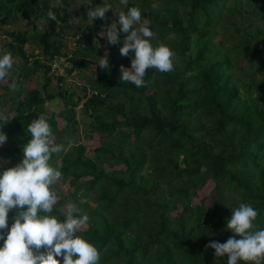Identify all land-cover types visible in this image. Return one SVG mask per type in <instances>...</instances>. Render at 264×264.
I'll use <instances>...</instances> for the list:
<instances>
[{
  "label": "trees",
  "instance_id": "trees-1",
  "mask_svg": "<svg viewBox=\"0 0 264 264\" xmlns=\"http://www.w3.org/2000/svg\"><path fill=\"white\" fill-rule=\"evenodd\" d=\"M53 1L60 4L0 0L2 27L16 17L45 22L41 29L3 33L1 54L10 52L21 66L16 91L9 77L0 81V131L7 136L0 174L21 162L28 125L45 114L55 143L67 145L49 161L67 185L65 193L53 186L59 200L53 214L73 203L89 216L77 235L97 248L98 264H227V255L217 258L206 245L242 239L227 228L233 209L251 204L258 211L252 230L264 229V0H128L126 6L106 0L123 12L138 7L155 34L153 47L165 44L174 53L173 71L147 69L143 87L120 81V66L130 68L134 58V50L120 54L127 34L118 29L120 42L108 44L100 33L112 24L110 16L92 21L87 15L100 0L82 4L76 22L64 14L67 0ZM106 53L109 70L98 67ZM59 56L69 63L65 75L50 70ZM91 64L88 84L76 90L65 83L66 75ZM37 71L42 81L25 90ZM52 100L59 111L45 110ZM75 112L86 119L85 135L99 138L89 155L71 133L75 127L68 130ZM208 182L210 202L204 204L207 196L194 201ZM15 212L0 231L10 230Z\"/></svg>",
  "mask_w": 264,
  "mask_h": 264
},
{
  "label": "clouds",
  "instance_id": "clouds-1",
  "mask_svg": "<svg viewBox=\"0 0 264 264\" xmlns=\"http://www.w3.org/2000/svg\"><path fill=\"white\" fill-rule=\"evenodd\" d=\"M120 3L126 6L128 0H120ZM110 9V5L97 6L87 15L92 21L95 18L103 20ZM47 16L56 20L51 10ZM148 25L147 19L142 20L141 10L131 7L127 12H119L118 20L100 33L111 45L120 42L118 29L127 34L120 54L127 57L130 50H134V58L130 68L120 66V81L132 82L137 87L145 86L144 77L149 68L164 73L173 71L174 53L165 44L153 47L150 41L155 34ZM13 62L10 52L0 56V81L8 75ZM98 67L103 70L111 68L107 53L100 57ZM9 87L16 91V82ZM27 132L30 139L23 146V159L0 174V230L8 229L9 211L16 210L10 230L6 233L0 231V240L4 241L0 246V264H60L57 257L61 256L63 264H98L100 253L97 248L77 235L89 216L73 203L67 204L66 211H58L64 217L63 222L59 215L53 214L59 202L53 186L62 173L49 161L52 154L65 150L63 145L55 143L45 114L33 119ZM6 140V134L0 131V145ZM206 171L207 167L201 166V172ZM84 203L86 200L81 199L80 204ZM257 215L258 211L251 204L240 203L232 210L227 228L242 239L232 236L225 243L212 241L206 247L214 249L217 258L227 255V264H237L238 261L260 264L264 260V229L252 230Z\"/></svg>",
  "mask_w": 264,
  "mask_h": 264
},
{
  "label": "rangeland",
  "instance_id": "rangeland-1",
  "mask_svg": "<svg viewBox=\"0 0 264 264\" xmlns=\"http://www.w3.org/2000/svg\"><path fill=\"white\" fill-rule=\"evenodd\" d=\"M111 1H113V0H111ZM52 2L56 3V4H60V1H53L52 0ZM86 3H90V0H67V4H65V7H64V14L68 18V20H71L73 18H75L73 20V22H76V21L80 20V14H81L80 6L82 4H86ZM98 5L102 6V5H110V4H107L106 0H100ZM110 6H111L112 9H110L106 13L110 16L111 23H114V22H116L115 20L118 17V14H119V12H121V10L118 8V6H113V5H110ZM44 24H45V22H44L43 19L39 20V19L34 18V17H31V19H29V20L19 19L17 17L15 19H11L9 24L4 25L3 27L0 26V45L4 42V38L8 40V37L3 36V33L5 31H9V30L16 31V30H22V29H26L27 31H31L32 28H33L31 25H35V29H41L44 26ZM66 36H67V38L69 40H71L70 37H69L70 35L67 34ZM102 37L104 38L105 36H102ZM31 47H32L31 43L26 45V49L27 50H29V48H31ZM98 49H99L100 52H104L105 51V48L102 45H100L98 47ZM33 52L36 53L37 51L34 49ZM0 56H2L1 51H0ZM13 57H14L13 67L8 71V75H7V77L10 78V83L15 81V79H16L15 76H16L17 73H19V68L18 67L21 66V62H19L18 59L15 56H13ZM93 67H94L93 64H91V65H89L87 67L86 70L85 69H80V71L76 70L73 73H71L70 75H66L65 76V81H66L65 83H67V85H74L76 87V90H77V87L79 85L83 84L85 80H86L85 83L88 84V81H89L88 78L90 77L89 76V74H90L89 72L91 70H93ZM57 71L60 74L65 75V71H63L61 69H57ZM85 75H87V76H85ZM33 79H35V80L26 81V84H25L26 86H23V88L25 90L30 89L31 87L34 86V84H36V85L40 84V79L42 81V75L40 74V71H37V76H35ZM36 79H38V80H36ZM59 106H60V104L55 103L54 100L44 103V108L48 112L49 111H51V112L52 111L53 112L59 111L60 110ZM77 109H78V107H75V111ZM11 115H12V113H8V112L6 114L4 113V117H6V118H9ZM55 119L57 120L56 125L59 128H61L62 125H63L62 119L57 118V117ZM75 119H76V125L73 126L72 124H70L68 126V130H71L72 127H75V128H73L71 133L78 137V142H81L84 145L85 153L87 155H89L90 152H91V149L94 146H97L99 144L98 135L95 132H91V133L88 132L89 136H86L85 135L87 133V127L85 126L86 119H84V120L79 119V115H78L77 112H75ZM53 137L55 139L54 135H53ZM66 147H67V145L65 146L64 149H66ZM5 162H6L5 160L2 161V163H5ZM13 163L18 164V162H16V161H13ZM58 181L54 185L56 187V189H58L57 193H65L67 185L65 183L58 182ZM211 186L212 185L209 182L204 184L197 191V195L198 196L194 199V201L199 202V200H198L199 197L207 196V198L205 197V199H204V204L207 205L210 202L209 191H210ZM60 201H62V199H60ZM4 232L6 233L7 231H4Z\"/></svg>",
  "mask_w": 264,
  "mask_h": 264
},
{
  "label": "built area",
  "instance_id": "built-area-1",
  "mask_svg": "<svg viewBox=\"0 0 264 264\" xmlns=\"http://www.w3.org/2000/svg\"><path fill=\"white\" fill-rule=\"evenodd\" d=\"M65 58L66 56H59L58 58H54L52 61H50V70L52 71L53 75L60 74L57 69L66 71V68L69 66V63Z\"/></svg>",
  "mask_w": 264,
  "mask_h": 264
}]
</instances>
